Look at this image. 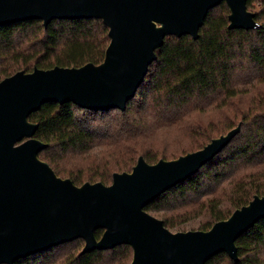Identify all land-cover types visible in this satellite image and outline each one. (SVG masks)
<instances>
[{"label":"trees","instance_id":"1","mask_svg":"<svg viewBox=\"0 0 264 264\" xmlns=\"http://www.w3.org/2000/svg\"><path fill=\"white\" fill-rule=\"evenodd\" d=\"M259 26L230 28L224 1L210 9L198 38L171 34L125 109H89L48 101L32 112L39 157L77 185L113 182L140 156L149 163L203 148L240 131L196 173L145 209L173 231L208 230L256 195H264V0H247ZM109 26L99 17L54 18L0 25V81L17 71L104 61ZM104 228L95 230L100 238ZM81 237L18 258L14 264H130L122 243L82 252ZM238 260L225 251L206 264H264V217L236 240ZM7 264V263H1Z\"/></svg>","mask_w":264,"mask_h":264},{"label":"water","instance_id":"2","mask_svg":"<svg viewBox=\"0 0 264 264\" xmlns=\"http://www.w3.org/2000/svg\"><path fill=\"white\" fill-rule=\"evenodd\" d=\"M226 2L230 28H255L247 0H0V25L54 18L99 17L109 26L104 61L36 67L0 81V264L83 238L82 252L127 243L130 264H206L225 251L238 260L237 238L264 217L256 195L208 230L172 231L145 206L196 173L240 131V125L203 148L149 163L140 156L113 182L77 185L39 157L46 143L29 116L48 101L89 109H125L167 35L199 29L214 6ZM104 228L100 238L95 230Z\"/></svg>","mask_w":264,"mask_h":264},{"label":"built area","instance_id":"3","mask_svg":"<svg viewBox=\"0 0 264 264\" xmlns=\"http://www.w3.org/2000/svg\"><path fill=\"white\" fill-rule=\"evenodd\" d=\"M256 23H257V24H256V27L259 26V23H258L257 21H256Z\"/></svg>","mask_w":264,"mask_h":264},{"label":"rangeland","instance_id":"4","mask_svg":"<svg viewBox=\"0 0 264 264\" xmlns=\"http://www.w3.org/2000/svg\"><path fill=\"white\" fill-rule=\"evenodd\" d=\"M173 231V230H172Z\"/></svg>","mask_w":264,"mask_h":264}]
</instances>
